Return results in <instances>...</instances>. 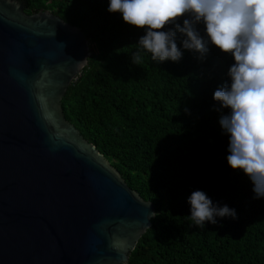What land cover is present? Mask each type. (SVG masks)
Returning <instances> with one entry per match:
<instances>
[{
  "label": "trees",
  "instance_id": "trees-1",
  "mask_svg": "<svg viewBox=\"0 0 264 264\" xmlns=\"http://www.w3.org/2000/svg\"><path fill=\"white\" fill-rule=\"evenodd\" d=\"M21 1L26 13L49 10L86 37L87 63L61 100L65 118L154 204L151 226L125 264H264V197L254 198L249 177L229 166L230 134L219 121L231 109L213 98L230 87L234 57L209 40L200 58L176 31L178 62H156L141 50L138 65L132 56L146 29L108 12L110 0ZM184 19L190 17L177 20L181 27ZM194 27L208 39L202 22ZM195 191L234 209L236 218L196 226L188 202Z\"/></svg>",
  "mask_w": 264,
  "mask_h": 264
},
{
  "label": "water",
  "instance_id": "water-1",
  "mask_svg": "<svg viewBox=\"0 0 264 264\" xmlns=\"http://www.w3.org/2000/svg\"><path fill=\"white\" fill-rule=\"evenodd\" d=\"M88 55L78 27L0 0V264H125L154 219L65 118Z\"/></svg>",
  "mask_w": 264,
  "mask_h": 264
},
{
  "label": "clouds",
  "instance_id": "clouds-1",
  "mask_svg": "<svg viewBox=\"0 0 264 264\" xmlns=\"http://www.w3.org/2000/svg\"><path fill=\"white\" fill-rule=\"evenodd\" d=\"M107 10L121 13L129 25L146 29L132 56L135 64L142 61L141 50L156 62H178L182 52L175 43L176 31L186 36L183 48L198 52L200 58L208 53L209 40L234 57L228 71L230 87L218 88L213 98L231 109L219 121L230 134L229 166L249 177L254 198L264 197V0H110ZM185 16L190 19H184L181 27L177 20ZM200 22L207 40L194 27ZM171 24L173 30H162ZM188 202L190 218L198 227L205 221L216 224L215 217L236 218L234 209L214 206L202 191L193 192Z\"/></svg>",
  "mask_w": 264,
  "mask_h": 264
},
{
  "label": "rangeland",
  "instance_id": "rangeland-1",
  "mask_svg": "<svg viewBox=\"0 0 264 264\" xmlns=\"http://www.w3.org/2000/svg\"><path fill=\"white\" fill-rule=\"evenodd\" d=\"M91 48L94 50V46L92 45ZM90 54V53H89Z\"/></svg>",
  "mask_w": 264,
  "mask_h": 264
}]
</instances>
